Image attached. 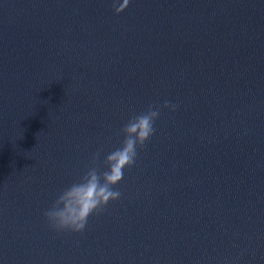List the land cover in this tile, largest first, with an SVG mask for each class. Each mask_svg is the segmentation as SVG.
Masks as SVG:
<instances>
[{"label": "water", "instance_id": "obj_1", "mask_svg": "<svg viewBox=\"0 0 264 264\" xmlns=\"http://www.w3.org/2000/svg\"><path fill=\"white\" fill-rule=\"evenodd\" d=\"M149 105L120 198L52 228ZM0 264H264V0H0Z\"/></svg>", "mask_w": 264, "mask_h": 264}, {"label": "clouds", "instance_id": "obj_2", "mask_svg": "<svg viewBox=\"0 0 264 264\" xmlns=\"http://www.w3.org/2000/svg\"><path fill=\"white\" fill-rule=\"evenodd\" d=\"M131 0H112L117 14L123 12ZM160 107L149 105L147 111L131 116L121 128L123 140L105 157L106 170L98 172L90 167L75 183L66 187L44 213L49 225L57 230L82 232L91 215L120 198L115 186L122 180L124 169L135 164L137 148L154 134V123L160 115ZM163 108L175 111L177 105L164 101ZM99 153H97V156ZM96 157H93L95 160Z\"/></svg>", "mask_w": 264, "mask_h": 264}]
</instances>
